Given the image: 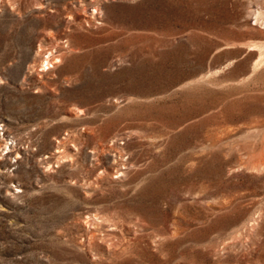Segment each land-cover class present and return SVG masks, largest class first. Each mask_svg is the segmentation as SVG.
Wrapping results in <instances>:
<instances>
[{
  "label": "rangeland",
  "instance_id": "obj_1",
  "mask_svg": "<svg viewBox=\"0 0 264 264\" xmlns=\"http://www.w3.org/2000/svg\"><path fill=\"white\" fill-rule=\"evenodd\" d=\"M100 1L0 0V264H264V0Z\"/></svg>",
  "mask_w": 264,
  "mask_h": 264
},
{
  "label": "bare ground",
  "instance_id": "obj_2",
  "mask_svg": "<svg viewBox=\"0 0 264 264\" xmlns=\"http://www.w3.org/2000/svg\"><path fill=\"white\" fill-rule=\"evenodd\" d=\"M90 1H93V11H92V13H94V14H96V15H100L101 14V12H102V8H103V4L101 3V1L100 0H90ZM39 4H40V6H42V3H40L39 2ZM258 10V9H257ZM254 11L255 12V14L253 15V20L255 21L259 16H258V14H259V12L258 11ZM262 11V10H261ZM95 16V15H94ZM50 62H51V59H50V57H46V59H45V61H44V63H41V65H48L49 66V64H50ZM44 68V67H43ZM42 68V69H43Z\"/></svg>",
  "mask_w": 264,
  "mask_h": 264
}]
</instances>
